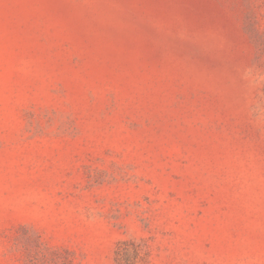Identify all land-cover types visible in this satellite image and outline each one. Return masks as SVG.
<instances>
[{
  "label": "rangeland",
  "instance_id": "obj_1",
  "mask_svg": "<svg viewBox=\"0 0 264 264\" xmlns=\"http://www.w3.org/2000/svg\"><path fill=\"white\" fill-rule=\"evenodd\" d=\"M0 264H264V0H0Z\"/></svg>",
  "mask_w": 264,
  "mask_h": 264
}]
</instances>
